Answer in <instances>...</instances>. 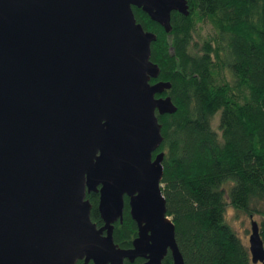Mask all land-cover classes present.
<instances>
[{
    "label": "water",
    "instance_id": "obj_1",
    "mask_svg": "<svg viewBox=\"0 0 264 264\" xmlns=\"http://www.w3.org/2000/svg\"><path fill=\"white\" fill-rule=\"evenodd\" d=\"M187 0H0V264H185L161 182L159 117L178 108L157 80V36ZM99 195L103 226L87 196ZM129 213L131 249L114 241ZM253 264L264 243L251 223Z\"/></svg>",
    "mask_w": 264,
    "mask_h": 264
},
{
    "label": "trees",
    "instance_id": "obj_2",
    "mask_svg": "<svg viewBox=\"0 0 264 264\" xmlns=\"http://www.w3.org/2000/svg\"><path fill=\"white\" fill-rule=\"evenodd\" d=\"M187 1L190 15L174 12L170 33L134 8L138 23L157 36L151 60L161 73L153 81L171 83L164 96L178 108L159 117L168 217L185 264H253L227 212L261 216L264 243V0ZM207 22L213 33L195 40ZM87 198L100 228L99 195ZM114 228L115 244L131 249L138 227L127 198ZM163 264H173L170 254Z\"/></svg>",
    "mask_w": 264,
    "mask_h": 264
},
{
    "label": "rangeland",
    "instance_id": "obj_3",
    "mask_svg": "<svg viewBox=\"0 0 264 264\" xmlns=\"http://www.w3.org/2000/svg\"><path fill=\"white\" fill-rule=\"evenodd\" d=\"M211 33H213V30L208 22L204 24H200L198 25V28H197L195 40L206 38ZM229 75H230L229 73H226V76L229 77ZM213 122H214L213 127L215 129H218L219 117L217 116ZM158 153H154V158ZM227 220H228L227 222H229L234 227V229L238 232V234L241 236L243 242L249 247V236L251 234L250 230H251V223H252L251 218L244 215L243 213H237L235 210L229 208L227 212ZM253 221L257 222L260 225L261 216L259 215L254 216ZM78 264H81V262L79 261Z\"/></svg>",
    "mask_w": 264,
    "mask_h": 264
},
{
    "label": "flooded vegetation",
    "instance_id": "obj_4",
    "mask_svg": "<svg viewBox=\"0 0 264 264\" xmlns=\"http://www.w3.org/2000/svg\"><path fill=\"white\" fill-rule=\"evenodd\" d=\"M158 82H160V81H151V84H156V83H158ZM167 96H164V94L163 95H158L157 96V98H166ZM98 195V194H97ZM118 223V222H117ZM81 262V264H85V261H80ZM145 262V261H144ZM79 263V262H78ZM77 263V264H78ZM89 264H92V262L91 263H89Z\"/></svg>",
    "mask_w": 264,
    "mask_h": 264
}]
</instances>
